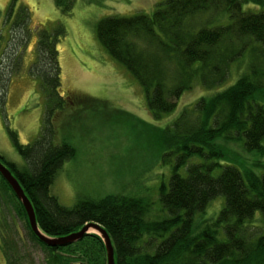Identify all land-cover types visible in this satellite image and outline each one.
<instances>
[{
	"label": "trees",
	"instance_id": "1",
	"mask_svg": "<svg viewBox=\"0 0 264 264\" xmlns=\"http://www.w3.org/2000/svg\"><path fill=\"white\" fill-rule=\"evenodd\" d=\"M72 3L68 0L63 11ZM244 4L253 7L244 10ZM154 6L150 13L102 18L96 35L142 85L155 119L174 111L194 85L215 88L232 74L233 63L246 62L232 84L199 96L164 127H154L162 163L170 164L167 183L155 188L166 215L150 218V202L140 193L83 198L72 207L49 193L64 161L76 152L68 143L53 144L52 112L76 96L82 102L89 98L61 94L57 45L64 32L58 29H36L32 73L47 94L43 126L28 144L10 131L25 164L8 166L44 234L63 236L98 223L112 240L115 264H264V0H161ZM20 8L6 44L8 58L10 45L12 50L26 45L29 11ZM6 83L3 68L0 88ZM231 142L253 158L240 160L225 145ZM0 191L17 201L30 240L49 251L52 264H73L78 256L86 264H104L105 249L96 234L63 247L47 246L31 230L23 206L1 175ZM215 200H221L217 212L210 208ZM3 221L2 250L14 257L16 244ZM8 264H18V258Z\"/></svg>",
	"mask_w": 264,
	"mask_h": 264
},
{
	"label": "rangeland",
	"instance_id": "2",
	"mask_svg": "<svg viewBox=\"0 0 264 264\" xmlns=\"http://www.w3.org/2000/svg\"><path fill=\"white\" fill-rule=\"evenodd\" d=\"M58 1L0 0V70L4 68V79H7L6 87L0 88V160L7 166L8 162L24 166L10 131L16 133L20 143L28 144L34 142L42 130L47 94L40 85V78L32 73L37 56L36 29L61 30L64 33L57 45L61 94L89 98L82 102L77 101L76 96V100L63 107L56 106L52 112L53 144L68 143L76 152L73 158L64 161L49 193L66 207L74 206L83 198L140 193L150 202V218L163 217L166 213L160 212L162 207L155 188L161 181L167 183L170 164L162 163L154 127H164L199 96L210 95L232 84L235 76L245 70L246 62L233 63L232 74L216 89L194 85L180 97L174 111L155 119L147 108L142 85L100 43L96 24L107 16L150 13L161 0H72L67 12L63 7L68 6L65 4L68 0H60L61 5ZM21 6L29 11L26 45L22 49L17 45L14 50L10 45L8 58L4 47L11 39V28ZM248 7L253 6L243 5L244 10ZM19 49L20 54L15 56ZM225 145L240 155V160L253 158L236 142ZM0 198V225L5 220L8 226L4 229L7 234L11 233L17 252L14 257L6 256L0 236V264H8L16 257L18 264H52L49 251L30 240L24 217L17 213V201L9 193H2ZM220 203L221 200H215L210 208L217 212ZM90 234L95 232L91 230ZM75 262L73 264H86L80 256Z\"/></svg>",
	"mask_w": 264,
	"mask_h": 264
},
{
	"label": "water",
	"instance_id": "3",
	"mask_svg": "<svg viewBox=\"0 0 264 264\" xmlns=\"http://www.w3.org/2000/svg\"><path fill=\"white\" fill-rule=\"evenodd\" d=\"M0 175L12 189L18 201L23 206L29 226L36 237L50 247H63L73 244L81 240L86 234L90 233V229L94 231L101 239L105 253L106 264H115L114 246L107 231L98 223L89 222L84 224L79 230L71 232L67 235L50 237L44 234L37 225L34 208L30 199L25 194L17 177L11 172L10 168L0 160Z\"/></svg>",
	"mask_w": 264,
	"mask_h": 264
},
{
	"label": "bare ground",
	"instance_id": "4",
	"mask_svg": "<svg viewBox=\"0 0 264 264\" xmlns=\"http://www.w3.org/2000/svg\"><path fill=\"white\" fill-rule=\"evenodd\" d=\"M90 231H91V229H90Z\"/></svg>",
	"mask_w": 264,
	"mask_h": 264
},
{
	"label": "crops",
	"instance_id": "5",
	"mask_svg": "<svg viewBox=\"0 0 264 264\" xmlns=\"http://www.w3.org/2000/svg\"><path fill=\"white\" fill-rule=\"evenodd\" d=\"M5 48V47H4Z\"/></svg>",
	"mask_w": 264,
	"mask_h": 264
}]
</instances>
